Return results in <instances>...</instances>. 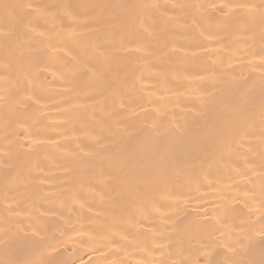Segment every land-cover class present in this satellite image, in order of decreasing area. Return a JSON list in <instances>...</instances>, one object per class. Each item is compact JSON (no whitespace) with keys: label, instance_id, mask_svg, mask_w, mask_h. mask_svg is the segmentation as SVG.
Returning a JSON list of instances; mask_svg holds the SVG:
<instances>
[{"label":"bare ground","instance_id":"6f19581e","mask_svg":"<svg viewBox=\"0 0 264 264\" xmlns=\"http://www.w3.org/2000/svg\"><path fill=\"white\" fill-rule=\"evenodd\" d=\"M0 264H264V0H0Z\"/></svg>","mask_w":264,"mask_h":264}]
</instances>
